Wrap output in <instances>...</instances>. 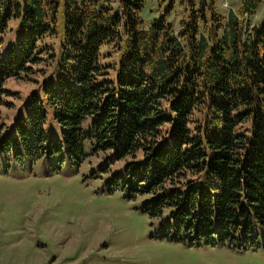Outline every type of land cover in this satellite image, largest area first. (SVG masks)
<instances>
[{
  "label": "trees",
  "instance_id": "16d2710c",
  "mask_svg": "<svg viewBox=\"0 0 264 264\" xmlns=\"http://www.w3.org/2000/svg\"><path fill=\"white\" fill-rule=\"evenodd\" d=\"M215 1L190 0L177 30L165 16L149 25L145 0H0V44L14 18L22 27L16 48H0V105H11L8 78L37 75L41 87L0 150L43 155L49 107L64 127L51 154L64 147L80 161L91 137L112 160L148 156L152 188L171 193L146 210L172 206L167 228L182 244L264 248L263 0L226 11ZM105 45L118 60L102 61ZM2 120L0 111V135Z\"/></svg>",
  "mask_w": 264,
  "mask_h": 264
},
{
  "label": "rangeland",
  "instance_id": "374dc122",
  "mask_svg": "<svg viewBox=\"0 0 264 264\" xmlns=\"http://www.w3.org/2000/svg\"><path fill=\"white\" fill-rule=\"evenodd\" d=\"M239 1L216 0L215 5L226 11L237 8ZM142 8L149 25L153 18L165 16L178 30L191 4L145 0ZM255 19L258 24L264 21V0ZM16 20L0 44L5 54L20 42L22 27ZM109 50L106 45L102 48L106 64L118 60ZM35 79H7L5 97L11 105H0L4 125L0 144L15 136L17 120L27 118L25 102L34 89L41 92ZM46 110L43 155L17 157L7 146L0 150V264H264L262 246L236 250L182 244L176 231L167 228L173 221L172 206L151 216L146 203L169 196L171 189L152 188V179L145 176L148 156L143 151L112 160L114 150L97 149L96 141L85 137L80 161H70L64 147L58 154L49 153L51 140H62L64 127L55 120L54 109ZM92 123L91 118L85 121L84 134ZM135 164L143 166L135 171Z\"/></svg>",
  "mask_w": 264,
  "mask_h": 264
}]
</instances>
